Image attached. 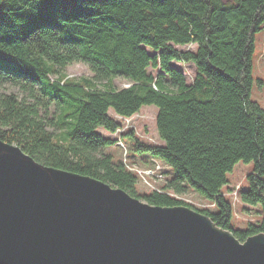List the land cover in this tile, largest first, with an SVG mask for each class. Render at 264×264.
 I'll return each mask as SVG.
<instances>
[{
  "label": "trees",
  "instance_id": "trees-1",
  "mask_svg": "<svg viewBox=\"0 0 264 264\" xmlns=\"http://www.w3.org/2000/svg\"><path fill=\"white\" fill-rule=\"evenodd\" d=\"M263 24L264 0H0V87L28 93L0 92V140L42 165L150 205L188 206L244 242L264 233V109L250 99ZM172 62L194 65L191 84ZM76 63L91 76L68 77L64 70ZM116 79L130 85L117 88ZM152 105L162 144L143 143L133 130L122 140L131 155L170 168L160 190L174 196L139 193L140 176L126 162L97 155L117 143L99 131L120 129L110 112L129 118ZM239 162L253 163L240 200L261 204L263 214L243 228L233 226V206L222 192ZM188 188L215 208L176 198Z\"/></svg>",
  "mask_w": 264,
  "mask_h": 264
},
{
  "label": "water",
  "instance_id": "water-1",
  "mask_svg": "<svg viewBox=\"0 0 264 264\" xmlns=\"http://www.w3.org/2000/svg\"><path fill=\"white\" fill-rule=\"evenodd\" d=\"M0 264H264V233L241 242L188 206L150 205L0 140Z\"/></svg>",
  "mask_w": 264,
  "mask_h": 264
},
{
  "label": "rangeland",
  "instance_id": "rangeland-1",
  "mask_svg": "<svg viewBox=\"0 0 264 264\" xmlns=\"http://www.w3.org/2000/svg\"><path fill=\"white\" fill-rule=\"evenodd\" d=\"M191 50H194L193 45H189ZM181 50H186L185 47H177ZM175 68L183 72L187 84H191L196 76V69L194 65L183 62H172ZM253 88L250 99L257 102L264 109V24L263 29L259 31L255 36V50L253 56ZM65 74L68 77H90L91 72L87 65L82 63H76L68 66L65 70ZM54 77V76H53ZM117 88H125L130 85L129 81L125 79H116L114 81ZM0 92L10 93L13 92L19 97H23L28 93L25 92L20 86H14L11 84H4L0 87ZM157 107L146 106L143 107L139 113L134 114L129 118H123L116 116L110 112V115L114 117L120 123V129L113 134L107 133L103 130H99L104 136L117 140L116 145L102 149L97 155L100 154H112L116 162H127L133 164L137 171L144 169H161L163 178L159 180H152L149 182L152 187L145 183L141 178L139 179L136 189L139 193H147L153 188H161L160 186L165 181V177L171 176L170 168L163 162L151 158L149 155H131L129 153V146L122 139L123 135L129 130H133L135 136L146 144L161 145L162 141L159 140L156 129V115ZM128 152V153H127ZM160 166V167H159ZM253 163H237L233 170L227 174L228 184L222 188V192L231 201L233 206V226L235 228H243L247 223H256L263 218L261 212V204L256 206H249L241 202L240 191L245 190L248 187L245 179L246 175L252 172ZM264 179V175H263ZM241 189V190H240ZM176 198L183 200L186 203L198 209H210L213 210L214 204L205 200L194 189L188 188L182 195H176ZM145 202L144 200H141Z\"/></svg>",
  "mask_w": 264,
  "mask_h": 264
},
{
  "label": "built area",
  "instance_id": "built-area-1",
  "mask_svg": "<svg viewBox=\"0 0 264 264\" xmlns=\"http://www.w3.org/2000/svg\"><path fill=\"white\" fill-rule=\"evenodd\" d=\"M126 165H127V168L130 170V171H133V172H136L139 176H140V178L145 182V183H147L150 187H152V185L149 183V182H151L152 180H159V179H161V178H163V172H162V170L161 169H158V166L155 168V169H153V168H151V169H144V170H142L141 169V171H137L133 166H131V165H129V163L127 164V162L125 163ZM160 167V166H159ZM152 190H158V191H160V192H162V193H168V194H170L171 196H174V194L173 193H170V192H164V191H162V190H160V188L158 189V188H153Z\"/></svg>",
  "mask_w": 264,
  "mask_h": 264
}]
</instances>
